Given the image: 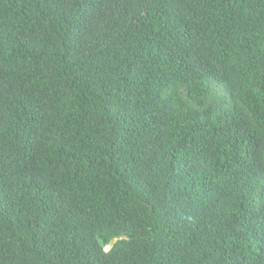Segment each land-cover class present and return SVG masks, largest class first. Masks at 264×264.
<instances>
[{"label":"trees","instance_id":"trees-1","mask_svg":"<svg viewBox=\"0 0 264 264\" xmlns=\"http://www.w3.org/2000/svg\"><path fill=\"white\" fill-rule=\"evenodd\" d=\"M0 264H264V0H0Z\"/></svg>","mask_w":264,"mask_h":264},{"label":"rangeland","instance_id":"rangeland-1","mask_svg":"<svg viewBox=\"0 0 264 264\" xmlns=\"http://www.w3.org/2000/svg\"><path fill=\"white\" fill-rule=\"evenodd\" d=\"M109 247H107V249H108Z\"/></svg>","mask_w":264,"mask_h":264}]
</instances>
